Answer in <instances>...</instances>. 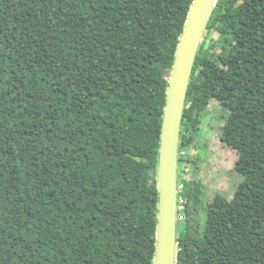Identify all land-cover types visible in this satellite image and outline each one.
<instances>
[{
    "label": "trees",
    "instance_id": "16d2710c",
    "mask_svg": "<svg viewBox=\"0 0 264 264\" xmlns=\"http://www.w3.org/2000/svg\"><path fill=\"white\" fill-rule=\"evenodd\" d=\"M192 2L0 0V264H155L162 125ZM206 33L219 38L196 58L179 169L216 101L244 180L202 224L199 186L179 175L177 264H264V0H217Z\"/></svg>",
    "mask_w": 264,
    "mask_h": 264
},
{
    "label": "water",
    "instance_id": "95a60500",
    "mask_svg": "<svg viewBox=\"0 0 264 264\" xmlns=\"http://www.w3.org/2000/svg\"><path fill=\"white\" fill-rule=\"evenodd\" d=\"M217 0H193L167 91L158 171L159 214L155 264H177L180 137L190 82Z\"/></svg>",
    "mask_w": 264,
    "mask_h": 264
},
{
    "label": "rangeland",
    "instance_id": "374dc122",
    "mask_svg": "<svg viewBox=\"0 0 264 264\" xmlns=\"http://www.w3.org/2000/svg\"><path fill=\"white\" fill-rule=\"evenodd\" d=\"M218 35L206 33L204 42L212 46ZM229 110L213 101L203 114L200 130L190 150L182 151L184 161L180 164L182 181L196 180L200 189V203L197 208L202 224L206 222V208L217 195L232 200L244 177L237 172L239 159L237 151L225 145L221 139L223 127L229 117ZM191 151V152H190Z\"/></svg>",
    "mask_w": 264,
    "mask_h": 264
},
{
    "label": "built area",
    "instance_id": "2783aa9c",
    "mask_svg": "<svg viewBox=\"0 0 264 264\" xmlns=\"http://www.w3.org/2000/svg\"><path fill=\"white\" fill-rule=\"evenodd\" d=\"M180 154H181V153H180ZM182 154H183V153H182ZM182 154H181V155H182ZM180 189H181V187H180ZM183 209H184L183 206H180V207H179V210H183ZM180 219H182V217H180Z\"/></svg>",
    "mask_w": 264,
    "mask_h": 264
}]
</instances>
